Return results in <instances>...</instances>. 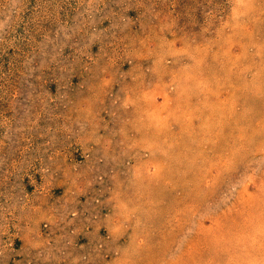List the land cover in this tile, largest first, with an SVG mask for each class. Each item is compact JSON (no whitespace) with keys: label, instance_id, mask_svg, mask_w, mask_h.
<instances>
[{"label":"rangeland","instance_id":"obj_1","mask_svg":"<svg viewBox=\"0 0 264 264\" xmlns=\"http://www.w3.org/2000/svg\"><path fill=\"white\" fill-rule=\"evenodd\" d=\"M0 264H264V0H0Z\"/></svg>","mask_w":264,"mask_h":264}]
</instances>
